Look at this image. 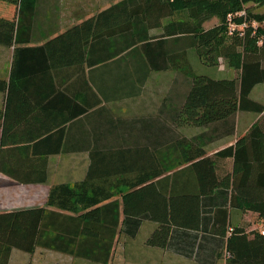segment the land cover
<instances>
[{
	"label": "trees",
	"instance_id": "16d2710c",
	"mask_svg": "<svg viewBox=\"0 0 264 264\" xmlns=\"http://www.w3.org/2000/svg\"><path fill=\"white\" fill-rule=\"evenodd\" d=\"M36 3L0 0V45L14 48L9 80L0 79V91L22 86V79L49 67L95 66L142 54L148 71L178 72L158 116L203 128L205 143L231 139L239 112L264 113V104L251 97L255 86L264 85V12L255 10L264 7V0H120L60 33H49L42 45L28 46L37 34L32 30ZM241 11L248 26L242 34H230L227 17L241 23L243 17L235 15ZM212 18L218 22L207 28ZM189 50L207 66L223 59L238 76L196 75L187 63ZM177 145L185 147L184 157L173 160L168 171L177 174L187 165L183 169L193 173L197 188L165 192L163 182L172 177L159 168L163 159L135 156L132 148L93 151L82 180L53 185L47 196L46 208L68 214L73 225L70 232L63 225L61 231L70 237H44L46 208L0 213V264H8L13 249L33 253L37 246L107 264L116 234L135 237L143 219L157 223L145 242L150 247L198 264L220 259L264 264V117L211 156L186 139ZM225 159H232L228 173L221 167ZM232 210L255 214L257 228L232 224ZM182 236L183 248L177 241Z\"/></svg>",
	"mask_w": 264,
	"mask_h": 264
},
{
	"label": "crops",
	"instance_id": "0c3cea01",
	"mask_svg": "<svg viewBox=\"0 0 264 264\" xmlns=\"http://www.w3.org/2000/svg\"><path fill=\"white\" fill-rule=\"evenodd\" d=\"M118 1L104 0L100 9L67 20L68 8L64 7L62 0H37L36 17L32 22V30L37 34L33 38L35 41L28 46H40L41 38L49 33H60ZM76 10L73 9L75 13ZM257 12H264V7ZM167 20L162 21L163 26ZM13 49L0 45V79L5 81L9 80ZM120 56L123 57L116 62L111 60L95 66L84 62L81 65L49 67L42 73L22 79V86L0 91V213L46 208L47 196L53 185H73L82 180L88 171L91 153L110 148L118 152L132 148L129 150L135 156L163 159L164 166L159 168L165 170V176L172 177L164 180V191H192L197 184L193 173L183 169L187 165L181 166L182 170L177 174L168 171L173 160L184 157L186 149L178 146V142L186 139L196 147H203L211 156L233 145L260 116L264 117V113L239 112L235 135L231 139H213L205 143L201 138L205 131L203 128L187 125L179 118L173 121L158 116L178 72L173 69L148 71L147 60L142 54ZM125 62L130 66L129 70ZM231 73L232 77L239 74L234 70ZM257 86L251 97L264 104V97L261 101L256 96L257 92L264 93V85ZM240 114L246 115L242 123ZM221 167L224 173L230 172L232 159L223 160ZM10 174L21 179H14ZM42 176H45L44 182L40 181ZM46 209L48 229H44V237H70L65 234L70 232L68 214L53 208ZM231 222L246 225L248 231L258 226L256 216L251 212L232 210ZM62 225L67 230L65 233L61 231ZM156 226V222L143 219L135 237L128 238L118 232L107 264H125L129 250L134 252V264H157L151 258L158 255L164 260L174 259L176 264H198L177 252L146 245L147 237ZM142 232L144 236L140 237ZM177 241L182 244L185 236ZM128 243L132 249L124 248ZM184 245L186 243L179 246L183 248ZM8 264L101 263L37 246L33 253L13 249ZM216 264H225V260H217Z\"/></svg>",
	"mask_w": 264,
	"mask_h": 264
},
{
	"label": "rangeland",
	"instance_id": "374dc122",
	"mask_svg": "<svg viewBox=\"0 0 264 264\" xmlns=\"http://www.w3.org/2000/svg\"><path fill=\"white\" fill-rule=\"evenodd\" d=\"M62 2H64V7L68 8L67 10H68L69 16H67V18H68L67 20H72L73 17H76L77 15H83L87 12H90L93 9H96V10L100 9V7L104 3V0H62ZM70 8H72V10ZM260 8L261 7L256 8L255 10L258 11V10H260ZM73 9H77L76 13L73 11ZM1 10H3V9H1ZM217 22L218 21L216 18H212L210 21H208L205 24V26L208 28V27H211L213 25H216ZM187 63L190 65L192 71L196 75L206 76V77L213 78V79L232 78L231 72H233V70H231L230 68L227 67L226 62L223 59L220 60V63L216 67L207 66V65L202 63V61L197 57V55L194 51L189 50L188 51V57H187ZM229 69L231 70L230 73H229ZM234 72H236V71H234ZM256 96L259 97L260 100L262 101V97H264V93L257 92ZM245 116H246L245 114H240L239 121L241 123L243 120H245L244 119ZM262 116H264V115H262ZM260 118H261V116H260ZM193 129H195V128H192V129L190 128V130H193ZM143 236H144V234L142 232L140 237H143ZM124 248L125 249H132L133 247H132V245H130L128 243V245H126V247H124ZM129 251H130V254L125 255V259H126L125 264H134V263H132L133 256H135L134 252L131 250H129ZM125 252H126V250H125ZM151 259H155L157 264H176L174 259H167L166 258L164 260L163 258L161 259L160 255L153 256ZM116 264H118V262Z\"/></svg>",
	"mask_w": 264,
	"mask_h": 264
},
{
	"label": "built area",
	"instance_id": "2783aa9c",
	"mask_svg": "<svg viewBox=\"0 0 264 264\" xmlns=\"http://www.w3.org/2000/svg\"><path fill=\"white\" fill-rule=\"evenodd\" d=\"M235 15L238 16V17H243V21L241 23H236V22L233 21L232 15L229 14L228 17H227V20H228V23H229V32H230V34H233L234 32L239 31V32H241L239 34H242V32L248 26V24L246 22V17H245V15H246L245 11H241L239 13H236ZM253 25H254L253 26L254 28L258 27L257 24H253ZM261 25L264 26V22H262ZM262 234H264V231H262Z\"/></svg>",
	"mask_w": 264,
	"mask_h": 264
}]
</instances>
